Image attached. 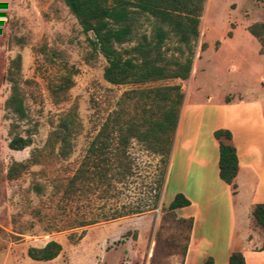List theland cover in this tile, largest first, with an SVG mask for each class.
<instances>
[{
	"label": "rangeland",
	"instance_id": "obj_1",
	"mask_svg": "<svg viewBox=\"0 0 264 264\" xmlns=\"http://www.w3.org/2000/svg\"><path fill=\"white\" fill-rule=\"evenodd\" d=\"M261 21L264 0H204L197 36L190 43L192 78L188 74L183 80L113 85L102 78L105 61L92 49L91 33L81 31L62 0H0V264H169L172 255L180 258L189 220L176 218L166 203L181 184L170 179L161 200L167 163L139 142L132 139L127 146L132 173L117 185L116 196L95 189L63 205L62 184L108 114L121 110L123 118L138 116L142 102L132 91L178 84L199 124L200 139L211 126L221 99L239 94L264 96V88L257 85L264 73L256 71L260 63L264 65V51L258 52V42L246 29ZM153 26L150 17L139 15L134 34L149 36ZM133 44L134 40L117 48ZM161 50L168 61L187 56L186 47L172 35ZM9 68L22 98L23 117L5 107ZM63 118L71 120L65 157L57 154L60 143L52 135L61 130ZM13 135L27 138L28 144L20 150L8 148ZM30 159L35 162L7 178L12 161ZM161 176L155 208L55 231L68 218L90 216L121 204H150ZM35 184L40 187L38 193ZM48 240L61 245L54 259L34 261L26 256L28 246L40 247Z\"/></svg>",
	"mask_w": 264,
	"mask_h": 264
},
{
	"label": "trees",
	"instance_id": "obj_2",
	"mask_svg": "<svg viewBox=\"0 0 264 264\" xmlns=\"http://www.w3.org/2000/svg\"><path fill=\"white\" fill-rule=\"evenodd\" d=\"M68 11L75 18L83 33L90 32L89 43L99 53L105 65L102 78L113 85L141 84L162 79L188 77L191 65L190 43L196 39L198 16L204 0H62ZM139 15H146L154 21L152 34H134ZM248 33L259 44L258 52L264 51V21L253 22L247 26ZM172 35L177 42L187 49L183 60H166L161 46ZM229 35V34H228ZM134 44L127 48H117L123 43ZM171 65V66H170ZM13 69V68H12ZM15 70V69H14ZM14 71L8 69L7 80L10 92L5 100V107L18 117H23L24 109ZM141 100L139 114L136 117L123 118L121 110L112 111L106 116L94 136L89 140L84 153L73 171L65 179L61 188V201L67 205L69 200L79 199L80 195L98 189L114 197L118 193L117 185L124 184L132 173L131 158L127 146L133 139L144 149L159 155L167 163L169 151L177 123L179 107L183 94L178 84L154 86L132 91ZM66 119V118H65ZM63 118L61 130H54L52 135L60 145L57 154L65 157L68 137V125ZM217 141V176L230 185L234 192L233 178L237 172V158L233 145L229 142L230 132L227 129H216L212 132ZM28 144V139L13 135L7 147L20 150ZM12 161L7 167L6 176L11 179L19 175L28 163ZM161 176L155 186V193L150 204H134L93 212L90 216L68 218L65 224L55 231L84 227L100 221H109L128 215L140 214L156 207L159 199ZM36 193L38 185H33ZM86 197V196H85ZM188 200L176 193L167 204V209L188 205ZM63 205L61 206L63 208ZM82 215V213L80 214ZM251 226L263 232L264 237V203L255 204L250 211ZM49 229V228H48ZM78 235L76 239H80ZM260 249H264V242ZM61 251V245L48 240L40 247L28 246L26 256L34 261H49ZM183 253V251H182ZM228 264H244L240 252H231Z\"/></svg>",
	"mask_w": 264,
	"mask_h": 264
},
{
	"label": "crops",
	"instance_id": "obj_3",
	"mask_svg": "<svg viewBox=\"0 0 264 264\" xmlns=\"http://www.w3.org/2000/svg\"><path fill=\"white\" fill-rule=\"evenodd\" d=\"M256 71L264 73L263 62ZM192 76L191 68L189 78ZM263 81H256L261 90ZM211 122L200 139L199 124L183 95L161 200L170 179L180 183L172 195L181 193L189 203L171 212L176 218L189 220V228L183 253L180 258L169 257V264H228L227 258L234 251L242 254L244 264H264V249H260L263 236L250 223L251 208L264 203V96L245 98L239 94L221 99ZM216 129L230 132L229 142L235 149L233 193L217 176V141L212 135Z\"/></svg>",
	"mask_w": 264,
	"mask_h": 264
}]
</instances>
